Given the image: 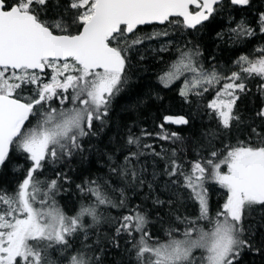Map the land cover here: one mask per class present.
<instances>
[{
  "label": "snow or ice",
  "instance_id": "obj_1",
  "mask_svg": "<svg viewBox=\"0 0 264 264\" xmlns=\"http://www.w3.org/2000/svg\"><path fill=\"white\" fill-rule=\"evenodd\" d=\"M0 264H264V0H0Z\"/></svg>",
  "mask_w": 264,
  "mask_h": 264
},
{
  "label": "trees",
  "instance_id": "obj_2",
  "mask_svg": "<svg viewBox=\"0 0 264 264\" xmlns=\"http://www.w3.org/2000/svg\"><path fill=\"white\" fill-rule=\"evenodd\" d=\"M208 46L211 48V41H208Z\"/></svg>",
  "mask_w": 264,
  "mask_h": 264
}]
</instances>
